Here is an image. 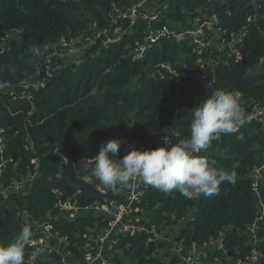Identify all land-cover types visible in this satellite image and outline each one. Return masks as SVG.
<instances>
[{
    "label": "trees",
    "instance_id": "16d2710c",
    "mask_svg": "<svg viewBox=\"0 0 264 264\" xmlns=\"http://www.w3.org/2000/svg\"><path fill=\"white\" fill-rule=\"evenodd\" d=\"M136 1L0 0V45L9 35V50L0 54L2 159L12 160L0 175V186L20 179L31 157L36 156L40 166V177L24 195L0 197V245L13 242L21 230L16 218L19 209L38 216L53 204L51 189H70L83 204L97 199L92 184L82 177L91 169L85 168V159L97 154L108 133L117 135L121 146L135 141L139 150H149V146L157 147L164 134L171 136L172 143L187 138L194 108L216 90L238 92L245 110L264 103L263 19L252 22L239 55L222 58L204 73L194 63L197 56L179 40L190 29L187 14L200 7L216 15L222 28L238 30L252 13L249 0H173L161 20L151 26L169 27L175 35L148 48L143 60L132 61L131 51L136 42L143 43L147 25L137 22L128 28L127 20H117L116 10ZM92 23L110 33L121 27V40L108 47L97 41L75 61L55 59V72L30 101H12L4 94L20 80H36V60L44 51L62 38H84ZM161 63L177 72L185 65L189 76L184 82L190 89L177 93L172 79L164 72L158 74L156 67ZM28 144L32 149H25ZM53 144L60 147V154L53 153ZM198 155L214 161L217 169L235 172V183L224 182L217 194L192 200L148 186L140 204L146 216L158 227L178 225L186 218L178 226L185 247H201L223 232L224 247L236 259L254 249L257 264H264V126L244 123L236 133L221 134ZM63 157L69 163L64 164ZM94 221L84 217L63 221L62 230L73 239V231L91 227ZM254 222L258 241L252 245L249 227ZM145 238H121L117 247L135 249L142 263L147 253Z\"/></svg>",
    "mask_w": 264,
    "mask_h": 264
},
{
    "label": "built area",
    "instance_id": "2783aa9c",
    "mask_svg": "<svg viewBox=\"0 0 264 264\" xmlns=\"http://www.w3.org/2000/svg\"><path fill=\"white\" fill-rule=\"evenodd\" d=\"M172 2L173 0H137L122 11L116 10L117 20H127L128 28L133 27L137 22H144L147 25L143 43L136 42L131 51L132 61L143 60L148 48L162 40H169L175 35L169 27L152 29L151 26L152 22L157 23L161 20L162 12L168 11ZM248 5L252 13L246 18V22L234 31L222 28L216 15H209V10L204 7L187 14L186 22L190 29L185 35L180 34L179 40L184 42V47L191 54L197 56V61L194 63L197 64L200 72L204 73L207 66L215 67L224 57L232 58L241 53L243 37L249 31L252 22L257 19L264 20V0H249ZM212 11L214 9L210 8V12ZM90 29L91 32L84 38L70 40L62 38L56 46L47 48L41 58L36 60V63L43 62V76H39L37 64L36 80H20L12 88L5 89L4 94L12 101L32 100L33 92L43 88L46 78H50L55 72V59L67 58L68 61H75L95 42L101 41L104 47H108L110 44L118 43L123 33L121 27L110 33V29L98 28L96 23H92ZM8 39L9 35L2 38L0 54L9 50ZM156 68L160 76H163L164 72L172 79V82L176 84L177 93L190 89L191 85L184 82V79L189 76L185 71V65H182L180 72L175 71L167 63H161ZM192 81L195 79L192 78ZM243 110L246 116L244 123L257 122L264 126V103L254 104L249 110ZM168 137L171 139V136ZM110 139H119V137L108 133L102 138V143ZM159 146H161V138L157 143V147ZM131 148L138 149L135 141L121 146L117 158L123 157ZM149 148L154 147L149 146ZM25 149H32V146L28 144ZM3 150L4 141L2 130H0V175L6 163L12 161L2 159ZM52 150L53 153L60 154V147L57 144L52 145ZM63 163H69L67 157H63ZM39 168L38 158L31 157L20 179L13 181L7 187L0 186V197L5 200L10 195H24L27 186L32 185L40 177ZM90 174L91 169L87 175ZM56 176L59 177V174ZM91 184L97 193V199L92 202L83 204L70 189L65 191L51 189L50 193L54 196L53 204L38 216L27 209H19L16 212L20 226H30L33 233L31 242L25 249L24 264H118V261L124 264L125 257L135 264H175V260L179 262L176 264L258 263V252L254 249L243 258L236 259L234 253L230 256L229 251L224 247L223 232L201 247H185L184 240L179 237L178 226L186 218H182L178 225L164 224L158 227L155 222H151L146 216L147 211L140 206L148 187L142 182L134 183L132 187L117 186L115 188L105 187L98 180H94ZM253 187L255 188L256 185L254 184ZM78 217L95 220L94 225L85 226L82 231H73V239H71L63 232L62 224L63 221H73ZM260 220L259 215L257 221ZM257 226V222H254L249 227L252 245L258 241ZM136 235L146 237L143 245L147 253L144 254L142 263L135 249L128 246L123 249L117 247L121 238Z\"/></svg>",
    "mask_w": 264,
    "mask_h": 264
},
{
    "label": "clouds",
    "instance_id": "9594fccd",
    "mask_svg": "<svg viewBox=\"0 0 264 264\" xmlns=\"http://www.w3.org/2000/svg\"><path fill=\"white\" fill-rule=\"evenodd\" d=\"M245 120L240 94L216 90L194 108L187 138L172 143L164 134L161 146L131 148L121 158L117 157L122 141L110 139L100 145L94 157L85 159V168L90 166L91 174L82 179L89 184L98 180L108 188L142 182L165 194L178 192L189 200L215 195L222 183H235V172L217 169L214 161L198 154L221 134L238 132ZM32 235L31 227L25 225L13 242L0 245V264H24Z\"/></svg>",
    "mask_w": 264,
    "mask_h": 264
},
{
    "label": "water",
    "instance_id": "95a60500",
    "mask_svg": "<svg viewBox=\"0 0 264 264\" xmlns=\"http://www.w3.org/2000/svg\"><path fill=\"white\" fill-rule=\"evenodd\" d=\"M39 76L42 77L44 74V65L43 62L38 61ZM229 255H233V252H229Z\"/></svg>",
    "mask_w": 264,
    "mask_h": 264
},
{
    "label": "rangeland",
    "instance_id": "374dc122",
    "mask_svg": "<svg viewBox=\"0 0 264 264\" xmlns=\"http://www.w3.org/2000/svg\"><path fill=\"white\" fill-rule=\"evenodd\" d=\"M186 44V43H185ZM189 46V45H187ZM124 264H135L134 262L130 261L128 258H124Z\"/></svg>",
    "mask_w": 264,
    "mask_h": 264
},
{
    "label": "crops",
    "instance_id": "0c3cea01",
    "mask_svg": "<svg viewBox=\"0 0 264 264\" xmlns=\"http://www.w3.org/2000/svg\"><path fill=\"white\" fill-rule=\"evenodd\" d=\"M221 1H222V0H221ZM221 1H220V2H221ZM185 21H187V18L185 19Z\"/></svg>",
    "mask_w": 264,
    "mask_h": 264
}]
</instances>
